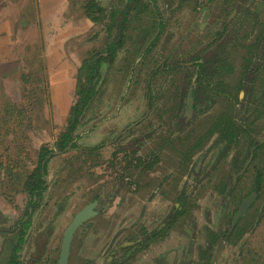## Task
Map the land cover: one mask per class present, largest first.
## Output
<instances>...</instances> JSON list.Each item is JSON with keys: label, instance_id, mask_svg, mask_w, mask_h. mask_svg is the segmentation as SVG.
Instances as JSON below:
<instances>
[{"label": "rangeland", "instance_id": "1", "mask_svg": "<svg viewBox=\"0 0 264 264\" xmlns=\"http://www.w3.org/2000/svg\"><path fill=\"white\" fill-rule=\"evenodd\" d=\"M88 1L92 0H0V264L9 263L10 246L16 243L19 233L14 227L24 217L30 203V197L23 190L24 180L35 168L41 147L54 148L58 135L69 120L70 109L78 99L79 69L82 62L94 54L103 58L108 55L104 43L109 30L88 19L84 9ZM93 1L111 10H123L131 2L133 7L130 8L132 13L126 23L122 45L115 57L101 65L98 77L94 80L96 93L95 99L89 105L91 110L86 118L89 117L91 120H87V124L93 127L97 122H101L103 126L88 135L85 141L89 144L103 142L112 137L113 132L118 133L128 125L139 122L147 106L150 74L157 70L162 60L171 56L181 43L184 49L188 46L199 47L217 35V30L227 18L225 16L227 3L229 8L243 0H218L216 8L219 11L216 12V16L208 15L206 18L198 16V11H193V7L197 5V1L194 0ZM244 1L246 7L243 6L236 21L212 44L217 46L214 60L220 61L221 54H227L231 67L221 66L215 69L214 74L217 77L210 90L212 92L224 90L236 101L244 89L246 103L242 106L238 105V101L235 102L236 107L232 114L244 124H248L253 117H259L253 128V134L259 136L264 133V112L252 115L253 113L249 112L251 103L247 100L250 98V101L264 110V96H259L264 90V50L262 57L257 55V49L254 51L255 55L251 51L248 54V50L252 44L259 41L263 29L264 0ZM259 2L260 10L255 9ZM144 6L147 8L144 9ZM245 9H252L255 14L247 19L244 17ZM161 15L167 17V22L159 35L160 40L158 39L146 52L156 37L157 17ZM197 17L198 25L205 22L208 24L207 28L205 27L201 33L197 31L188 34L189 38H184L187 35L184 31ZM116 31L113 30L114 37ZM173 56V59L178 60L186 57L185 54L182 56L179 53H174ZM252 56L253 61H248L251 63V70L243 77L244 59ZM188 71L181 68L163 74L158 73L153 77L151 94L154 109L164 106L172 108L177 104L190 82L191 76L188 75ZM211 105L215 107H212L209 113L195 116L188 129L166 131V136L169 133L175 135V140H178V148L170 143V149L173 152L172 156L175 154L179 158L182 157L180 161L183 178L179 179L182 182L181 190L184 189L186 195L192 199L189 203L192 202L196 206V216L194 217L192 213L191 217H187L188 224L186 222L181 224L171 235L168 243L157 248V254L165 250L164 253L168 255H161L167 256L169 264H177L180 261L185 264L182 258L190 259L193 247L202 249L206 246L210 231L221 233L229 226L227 213L233 208L224 203L215 188L219 186L221 180L227 178L230 180L234 155L237 160L235 166L241 177V186L237 188L241 187L239 191L242 190V194L251 190L255 169L259 168L263 177L264 202V143L252 163V159L249 158L255 141L251 136L245 134L246 137L242 139L244 142L229 151L227 141L217 138L218 134L209 138L210 140L207 139L209 142L203 143L193 159H190V153L195 145L191 146L192 141L188 139L192 134L201 133L213 119L216 120L225 106L230 105V101L223 94L208 92L207 99H202L200 106ZM161 117L159 111L153 110L152 117L140 125H135L132 128L134 130L128 132L122 142L126 143L134 137H143L148 132L158 133ZM81 120L83 123V117ZM81 128L83 124L79 129ZM193 141L195 143V140ZM117 145L124 148L120 143ZM136 147L124 148V152L117 154L115 160L123 159L126 149L131 152L141 150L139 152L141 155L149 150L145 141ZM117 152V147L111 146L106 149L108 159L103 158L102 154H99V160L96 157L88 159V164L97 165L90 170L94 176L88 173L86 177L77 181L72 180L73 177L70 179L68 173L64 171L66 161L71 155L50 161L48 171L52 189L46 192L43 203L34 215L21 255V264L32 262L47 264L49 258L55 257L58 250L57 240L64 226L93 193L103 192L100 209L108 208L107 204L111 202L108 195L112 196L119 187H122L120 192L123 193V197L117 207L113 206L110 209V213H114L115 224L93 223L92 226L106 237L99 246L92 244L91 241L85 244L88 256L92 259L90 262L98 258V264H105L103 245L108 246L113 239H123L128 234L131 222L138 219L145 224L160 221L153 206L149 208L148 192L140 189L133 193L140 182L141 184L147 182L142 179L144 176L140 173V168L133 174H126L124 162L118 161L116 165L113 164L115 160L112 159ZM104 161L108 162V166L102 165ZM152 178V183H156L154 187H157L158 175H152ZM119 180L124 183H119ZM58 189L65 191L63 193L59 191L58 195ZM197 199L201 200L196 205ZM61 203L64 204V209L58 213ZM248 214V221L241 224V228L244 229L242 235L222 239L223 241L212 248L211 258L203 256L205 262L264 264V216L260 221H254L256 216ZM80 248L81 244L78 242L75 246L77 253L71 264H81L75 261L83 252L78 251ZM240 251L245 252L242 258L239 257ZM34 254H38V257H34ZM155 259H159L156 254L146 259L136 258V262L130 261L129 264H142L144 261L147 264H155Z\"/></svg>", "mask_w": 264, "mask_h": 264}, {"label": "flooded vegetation", "instance_id": "2", "mask_svg": "<svg viewBox=\"0 0 264 264\" xmlns=\"http://www.w3.org/2000/svg\"><path fill=\"white\" fill-rule=\"evenodd\" d=\"M197 1V5H195V8L193 7V11L196 10V12H199L198 16L201 17H207L208 15H212L213 17L216 16L217 10V2L218 0H194ZM95 2V1H88V3ZM97 7V11H101V13H98V17L101 18L100 22L94 23V24H101L102 26L108 28V37L104 43L106 50H107V56L105 58L100 57L99 55H92L90 58H94V60H99V68H97V72L100 69L101 65L103 63L109 62L113 57L116 56L117 51L119 47L122 45L123 39H124V32L126 30V23L127 20L130 17V14L132 13L130 8L133 7V2H131L125 9L123 10H111L108 9L99 3H94ZM245 4V1L243 0L241 3L237 5H233V7H229V4L227 3L226 7V13L225 16H227L225 22L219 27L217 30V35L209 38V41L203 43L201 46H188L184 49L182 47L183 43L175 48V50L172 52L171 56H167L162 60V63L160 64V67L152 72L150 74V78L148 80V89H147V106L145 113L143 117L139 120V122L133 123L131 125H128L123 130H119L117 132H113L112 137L110 136L109 139L104 140L103 142L100 141L99 143L89 144L85 140L90 136L93 131L96 129L102 127L101 122H97L93 127H89L87 124V120L90 118L86 116L89 114L90 110L89 105L94 100V96L96 93V84H94V80L96 77H98V73L94 75V78L89 80L86 84L88 89L87 93L92 89L91 96L86 101L80 100V93L78 94V99L76 103L71 107L70 114L68 115V122L66 124V127L61 130V133L58 135V138L54 144L53 149H49L47 146L41 147V149H45L47 153V157L43 160H41V149L38 153V159L36 162V166L33 169L31 173H29L26 176V179L28 176L33 175L37 172L39 169L41 163H42V173L44 174V184L43 188L40 191H36L35 193H29L26 188L23 190L25 193L30 197V203L27 206L26 211L24 212V217L17 223V225L14 227V230H17L18 233V239L14 245L12 244L10 246V259L9 262L13 259V256H17L18 262L21 264L22 259V253L25 249V243L27 242V233L31 225L33 224V218L35 213L40 208L41 204L43 203L45 199L46 192L51 190V178L49 175V163L52 159L57 157H64L66 155H71L70 158L66 161V166L64 167V171L68 173V177L72 180H80L86 177L85 175L94 176L91 173V169L95 168L97 165H90L87 162H89L88 159H94V157L99 160V156L102 154L104 156L103 158H106V149H109L111 146H116L118 149V152L115 153L113 160L117 157V154H121L124 152V148H132L135 149L137 144L140 142L145 141L146 146H148L149 150L144 152L146 155H141L136 150L135 152H131L130 150L125 151V156L123 159L119 158L114 161L113 164L116 165L118 161L123 163V166L125 168L126 174H133L135 173V170L140 168V173L143 174L144 178L147 182L144 184L139 183L138 188H135L133 193L138 192L140 189H142L145 192H148L149 197V208L153 206V210H155L156 216L159 222H148L145 224L144 221L141 220H135L131 222L130 228H128V234L124 236L123 239L118 238L113 239L110 241V244L108 246L103 245L105 247L104 251H102V254L104 252V255L106 256V263L105 264H129L131 262H136V258L140 259H146L151 256L158 255L159 259L156 260L155 264H169L167 260V256L161 255L166 254L164 253L165 250H161L160 254L158 253L157 248L164 247L165 244L168 243V241L171 238V235L176 231V229L182 224H188L187 217H191V214L193 213V216H196L195 208L196 206L189 201H192L190 197H188L185 193V190H181V184L182 182L179 180L183 178V170H182V162L180 161L179 156H172V151L170 149V146L172 143L174 146L178 148V140H175V135L169 134L166 136V131H176L182 130V129H188L191 125V123L194 121L195 116L201 114V113H209L208 111L215 106H200L202 99H207L208 92L210 93H217L218 95L225 96L229 101L230 105L225 106L224 110L221 112L220 115H217L215 118L216 120H212L207 128H205L201 133L198 135L192 134L191 137L188 139L189 141H192L191 146L194 144L191 153H190V159H193L194 154L200 146L204 143L206 144L207 139L217 136V138H223V141H227L229 151L235 149V146H239L241 143L244 142L242 140L247 134L249 137L251 136L255 141V146L250 152V158L253 161L256 159L257 152L260 151L263 143H264V133L263 135H254L253 128L256 126V122L259 121V117H253L251 120L248 121V124L241 123L239 118H236L233 116L232 112L235 110V105L238 101V105L243 103H246V97L244 96V89L241 85L243 91L238 95V99L234 101L235 99L230 97L228 92H224V90H214L215 92H212V87L214 82L216 81V75L215 69L220 68L221 66L224 67H231V62L227 54H221L219 60H214V57L217 55V46L212 45L214 42H216L219 37L225 31H227L231 25L236 21L238 18L243 6ZM246 7V6H245ZM147 8L144 6V9ZM260 2L257 4L255 9L260 10ZM252 9H245L244 17L250 18L255 13L251 11ZM242 12V14H244ZM218 16V15H217ZM167 17L166 16H158L157 17V25H156V37L154 38V41L151 45L147 48L148 52L150 47L152 45H155L158 41L159 35H161V32L163 30V27H165V23ZM199 19L198 17L195 19L193 24L190 27L185 26L187 29L184 31L185 34H187L184 38H189L190 35L194 32L199 31L198 33H201L204 31L205 27L207 28V23H201L198 25ZM93 23V22H92ZM262 32L259 38V41L252 44L250 49L248 50V54L251 51L255 55V50H258L257 55L259 54L260 57H262V52L264 50V24L262 25ZM116 29V36L114 37L113 30ZM184 40V39H183ZM172 42V41H171ZM170 42V43H171ZM191 48V50H190ZM175 54H182V56L185 54L186 57L182 58V60L173 59V55ZM110 55L111 58H110ZM259 57V58H260ZM88 58V59H90ZM246 58V57H245ZM253 56L251 58L244 59V69L242 72V76L244 77V74H246L249 70H251V63L248 61H253ZM87 60V59H86ZM85 60V61H86ZM84 62V61H83ZM82 62V64H83ZM247 62V63H246ZM172 63H174L172 65ZM82 67V65H81ZM183 70L186 68L188 69V75L190 74L191 79L188 83V86L186 87L184 93L180 95V98L178 99L177 104L170 108L169 106H164L159 108H155L152 106V94H151V85L153 77L156 76L158 73L171 71V70H177L181 69ZM192 70V71H190ZM193 72V73H192ZM101 74V72H100ZM100 76V75H99ZM242 77V78H243ZM85 83V81H84ZM83 87V86H82ZM81 87V88H82ZM211 89V90H210ZM81 90V89H80ZM207 93V94H202ZM259 96H264V90L261 91V94ZM85 97L87 98V94H85ZM242 97V99H241ZM247 102L251 103V107L249 108V112H252L254 114H262L264 110L261 107H258L256 104L253 103V101H250V98H248ZM79 106V113L73 114L72 108L74 106ZM240 110V107L238 108ZM157 110L161 113V126L159 128L158 133L155 132H148L147 135L143 137H134V139L127 140L126 143H123L122 140L126 138V134L130 131H133L132 129L135 125H140L143 122H146L152 117V111ZM242 111V110H241ZM244 112V111H242ZM83 117V123L81 118ZM93 117V115H91ZM252 117V116H250ZM250 117H248L250 119ZM111 117H109L110 119ZM91 120V119H90ZM83 124V128L79 129L81 125ZM90 123V122H89ZM261 123V121H260ZM259 123V124H260ZM258 124V125H259ZM82 130V131H81ZM193 136H195L193 138ZM258 137V139L256 137ZM67 137V138H66ZM99 140V139H98ZM195 140V143L194 141ZM210 140V139H209ZM181 142V141H179ZM117 143H120L124 148H121L117 145ZM158 147V149H157ZM184 147V146H183ZM137 148V147H136ZM182 148V145H181ZM78 152V153H75ZM176 153V152H175ZM100 154V155H99ZM108 154V152H107ZM74 155V156H73ZM79 155V156H78ZM187 156V155H186ZM186 158V157H185ZM234 163H233V169L231 172L230 180L227 178L225 180H221L219 182V186L216 187V193L220 196H222V199L225 204L232 206V210L227 213V222L229 223V226L221 233L212 230L211 235L208 236V241L205 243L206 246L202 247V249L199 247H193L192 248V256L191 258L183 257V261L185 264H209V261L205 262L203 260V256H209L211 258V252L212 248H214V245L217 243L223 241L222 239H230L232 236L235 238L238 237V235H242L243 231L241 228V224L243 221H248V213L253 214L256 216L254 221H260L261 218L264 216V202L262 201V184H263V177L261 170L258 168L255 169V175L253 177L252 182V189L248 192L242 194L239 191L237 186H241L240 182V171H238L237 167L235 166V162L237 161L235 158V155L233 157ZM239 161L241 163V158H239ZM187 163V161H184ZM158 163V164H157ZM247 161L245 159V165ZM102 165H107L108 162L105 163V161L102 163ZM45 166L46 171H45ZM105 167V166H104ZM251 168V166H250ZM249 168V170H250ZM158 175L159 178V184L157 187L156 183H152V175ZM66 179V178H65ZM124 179V178H122ZM139 179H141V176H139ZM258 179H260L259 182H261L260 190H257V183ZM65 181V180H64ZM75 181V182H76ZM122 180H119V183H121ZM245 182V181H244ZM25 183V180H24ZM23 183V184H24ZM124 183V182H122ZM141 184V186H140ZM70 185H73V183H70ZM236 185V186H235ZM122 190V187L118 188V191H114L112 193L113 195H108L109 200L111 201L109 204H107L108 208L100 209L101 206V200L103 198V192L99 193H93L89 200L78 210L76 211L73 216L68 220L66 225L64 226L62 230V234H60V237L57 240V254L55 257H51L47 260V264H58L60 259V254L62 251V245H63V239L66 234V230L69 227V225L72 223L74 218L77 214L82 212L84 209L89 207L91 204L96 203V206L93 208V215L85 220L75 231L70 251H69V259L67 264H71V260L75 257L77 251H75V246L81 244L80 250H78L81 255V257L75 259L76 263L80 262L81 264H98L96 258L93 262H90L92 259L88 256V253L86 251L87 247L85 244L88 243V241H91L92 244L100 245L103 242V239L106 236H103L101 231H97L93 225V223H111V225L115 224V219L113 218L114 213H110L111 207L114 206L117 207L119 205V200L122 199V194L120 191ZM57 194L60 195L59 191H65L63 190H57ZM129 194V193H128ZM39 195V196H38ZM111 196V197H110ZM254 196V199L249 204L248 208L243 212L242 216L238 219V213L240 209L243 206V203L250 197ZM39 197V198H38ZM201 199H197L196 205ZM106 206V207H107ZM147 208V204H146ZM64 209V204L61 203L58 207V213H61ZM252 211V212H250ZM210 214V213H209ZM109 215V216H108ZM195 223V222H194ZM193 223V224H194ZM197 223V222H196ZM143 225V226H142ZM256 226V225H255ZM255 229V227H254ZM244 230V229H243ZM242 231V232H241ZM82 234V235H81ZM231 236V237H230ZM229 237V238H228ZM195 240V239H194ZM97 243V244H96ZM108 243V241H107ZM196 244V243H195ZM101 246V248L103 247ZM84 248V250H81ZM246 252V250H245ZM245 252L240 251L239 257H244ZM224 254V253H223ZM168 255V254H166ZM189 255V253H188ZM34 257H38V254H34ZM238 257V258H239ZM198 258V260L196 259ZM9 264V263H8ZM33 264V262H32ZM142 264H147L145 261ZM177 264H182V261Z\"/></svg>", "mask_w": 264, "mask_h": 264}, {"label": "trees", "instance_id": "3", "mask_svg": "<svg viewBox=\"0 0 264 264\" xmlns=\"http://www.w3.org/2000/svg\"><path fill=\"white\" fill-rule=\"evenodd\" d=\"M94 3L95 2L86 3L84 9H85V13H86V16L88 17V19H90L93 23H98V22H100V17H97V14L101 13L102 10L97 11V7ZM111 56L112 55H110V58H111ZM99 64H100L99 60H94V58H90V59H87L86 61H84L82 64V67L79 69L80 77L78 79V82H79L78 89H81L80 90L81 91V93H80V100L81 101H86L91 96L92 89L89 91V93H87L88 87L86 84L88 83L89 80L94 78V75L96 73H98L97 68H99V66H98ZM84 81H85V83H84ZM85 94H87V96H88L87 98L85 97ZM78 109H79L78 105L74 106L72 108V113L78 114L79 113ZM46 155H47V153H46L45 149L44 148L41 149V153H40L41 160L45 159L47 157ZM46 167L47 166H45V171H46ZM42 170H43V167H42V163H41L37 172L31 176H28V178L25 179L24 188H26V190L29 193H35L36 191H38L40 193V191L42 190L43 184L45 182L44 181V174L42 173ZM257 181H258V183H257L258 189L257 190H260V188H261V187H259L261 184V182H259L260 179H258ZM252 256H254V255H252ZM17 258L18 257L14 255L13 259L9 262V264H20L17 261L18 260Z\"/></svg>", "mask_w": 264, "mask_h": 264}, {"label": "water", "instance_id": "4", "mask_svg": "<svg viewBox=\"0 0 264 264\" xmlns=\"http://www.w3.org/2000/svg\"><path fill=\"white\" fill-rule=\"evenodd\" d=\"M254 199V196L248 198L244 203L242 208L240 209L238 216L236 219L242 216L243 212L248 208L251 201ZM96 206V203L91 204L89 207L84 209L82 212L76 215L72 223L69 225L67 230L65 231V237L63 239L62 251L60 254V259L58 264H67L69 259V251L71 246V241L73 238L75 230L88 218L93 215V208Z\"/></svg>", "mask_w": 264, "mask_h": 264}]
</instances>
